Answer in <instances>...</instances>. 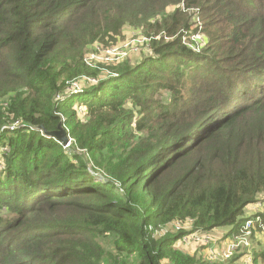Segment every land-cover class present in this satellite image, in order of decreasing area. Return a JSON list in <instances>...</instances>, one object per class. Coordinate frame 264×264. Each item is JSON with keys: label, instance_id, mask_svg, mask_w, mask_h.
<instances>
[{"label": "trees", "instance_id": "obj_1", "mask_svg": "<svg viewBox=\"0 0 264 264\" xmlns=\"http://www.w3.org/2000/svg\"><path fill=\"white\" fill-rule=\"evenodd\" d=\"M129 28L147 55L85 64ZM262 193L264 0H0V264H210L177 242Z\"/></svg>", "mask_w": 264, "mask_h": 264}, {"label": "built area", "instance_id": "obj_2", "mask_svg": "<svg viewBox=\"0 0 264 264\" xmlns=\"http://www.w3.org/2000/svg\"><path fill=\"white\" fill-rule=\"evenodd\" d=\"M198 37L194 36L193 39L196 40ZM98 46V45H96ZM109 48V47H107ZM105 48V49H107ZM105 49H97L95 50L93 48V52H97L100 50H103L104 55L100 59H98V56L96 58V55H88L85 57V62L91 66L90 62L96 61V60H118L122 59L127 55V52L125 51V46L123 45L121 48H111L108 50ZM88 60H91L90 62ZM87 82L95 83L96 81L94 79L88 78L86 79ZM67 93L75 94L78 92H72L73 90L82 89L80 86L78 87L74 82L70 83V85L66 88ZM56 99L63 100L64 96L57 95ZM17 127V124H13L9 126V129L13 130ZM71 139H69L68 144L64 145V148L69 147ZM96 176V174H95ZM253 208L256 210L252 215L245 218V222L243 223L242 227L239 229V232L237 234H232L229 237H216V236H210L207 233H204L202 231H189V226L185 223L184 225L180 222H175L172 225L168 227H163L154 233V237L162 236L165 233L170 231H178L182 229H186L189 231L186 235H184L178 242L177 245H180L182 247L186 246H196L201 248V256H203L204 260H206L208 263H219L224 262L229 259H231L235 254L239 253L240 250H245L247 253L244 254L240 261L242 260L243 264H251L252 257H251V249H252V238H253V230L256 228V226L260 229L261 235L264 236V221H262L261 216L259 214H264V201L260 200L256 203L252 204ZM255 215V216H253Z\"/></svg>", "mask_w": 264, "mask_h": 264}, {"label": "rangeland", "instance_id": "obj_3", "mask_svg": "<svg viewBox=\"0 0 264 264\" xmlns=\"http://www.w3.org/2000/svg\"><path fill=\"white\" fill-rule=\"evenodd\" d=\"M145 40H146V38L143 37L142 35H139L138 31H136L135 29L129 28V29H127V32L123 35V37L116 44L109 46V48L103 47L99 44H98V46L95 45L93 47H89L85 56H84V62H85V57L90 55V54L96 55V58L98 56V59H100V56L102 57L104 55L103 50L93 52V48L95 50L107 48L105 50H108L111 48H121L124 45L125 51L127 52V55L125 57H123L122 59H118L117 61L116 60H96L93 62H90L91 60H88L91 63V66H89L85 62V64L88 67L98 69L103 74L107 75L110 73L108 70L110 67H115L118 64L120 65L122 63H126V61H128L130 64H132V63H135L136 61H139V59L141 57L147 55L148 50H147V47L145 46V43H144ZM112 74L113 73H110V75H112ZM91 79H93V78H91ZM74 83L78 87L80 86L81 88H85L87 81L85 80V77H81V78L74 80ZM67 85L69 86L70 83H68ZM78 91H82V89L73 90L72 92H78ZM68 139H70L69 136H68ZM96 178H97V180L101 179L100 176H98V175H96ZM259 197H261L262 201H264V193L260 194ZM255 211L256 210L253 208V205L248 206L245 209L244 217H248V216L252 215ZM228 229H229V227H223V228L212 230L211 232H208L207 234L210 236H216V237L218 235L222 236L223 234L225 235L227 233ZM218 233H221V234H218ZM156 237H158V236H156ZM251 243H252V249H251L252 250L251 253H252L253 251L258 250L264 246V236L259 234V233L255 234L254 237L252 238ZM179 247H180V249L184 250L185 252H188V253L194 252V253H196V255L197 254L199 255V253H200V255H201V248H199V247H196V246L191 247V245L188 247H186V246L182 247L179 245ZM246 253L247 252L245 250H242V251L240 250V252L235 254L234 256L240 255L242 257ZM202 258H203V256H202ZM225 262L226 261L219 262V263H213V264H222ZM236 264H243L242 260L241 261L238 260L236 262Z\"/></svg>", "mask_w": 264, "mask_h": 264}, {"label": "water", "instance_id": "obj_4", "mask_svg": "<svg viewBox=\"0 0 264 264\" xmlns=\"http://www.w3.org/2000/svg\"><path fill=\"white\" fill-rule=\"evenodd\" d=\"M42 132H43L44 136H46L48 138H53L56 141H58L59 143H61L62 145L68 144V141H69L68 135H67V132L63 129L61 123H59L56 131L46 132V131L42 130Z\"/></svg>", "mask_w": 264, "mask_h": 264}, {"label": "crops", "instance_id": "obj_5", "mask_svg": "<svg viewBox=\"0 0 264 264\" xmlns=\"http://www.w3.org/2000/svg\"><path fill=\"white\" fill-rule=\"evenodd\" d=\"M228 231V230H227ZM218 234H221V233H218ZM223 236H225L224 234L222 235V236H220V235H218L217 237L219 238V237H223Z\"/></svg>", "mask_w": 264, "mask_h": 264}]
</instances>
